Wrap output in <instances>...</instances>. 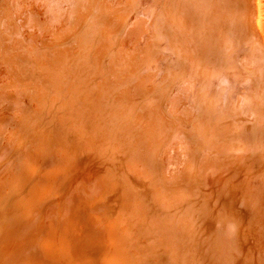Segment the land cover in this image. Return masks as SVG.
<instances>
[{
  "label": "bare ground",
  "instance_id": "bare-ground-1",
  "mask_svg": "<svg viewBox=\"0 0 264 264\" xmlns=\"http://www.w3.org/2000/svg\"><path fill=\"white\" fill-rule=\"evenodd\" d=\"M153 1L0 0V64L7 67L0 66V101L12 102V108L0 111V123L4 120L9 123L7 131L0 129V136H3L0 147L1 154L16 153L18 159L9 170L14 178L7 183H16L24 174L22 166L31 164L34 154L26 145L33 144L37 136L44 137L50 144H45L44 139L38 143L43 147L40 151L45 155L47 162L43 167L47 171L54 168L53 172L63 165L64 159L69 160L67 168L70 172L62 176L61 182L60 176L56 175V183L61 184L58 193L64 192L62 188L81 175L79 185L88 182L94 186L91 196L84 193V198L89 196L85 198L86 202L95 207L104 204L105 186L115 192L122 188L119 198L128 195L129 188L137 192L145 186H155L157 202L153 200V203L156 207L153 205L150 211L145 209L143 213L141 204L133 202L131 208L135 215L145 214L144 225L152 224L159 216L160 219H171V225L174 222L173 227L165 230L168 221L161 219L157 228L167 234L168 241L176 248L169 264H203L195 237L201 235L200 229L208 227V217L217 211L219 222L225 225L218 228V236L214 239L220 252L216 264H232L238 252L247 253L233 250L235 242L244 238L242 228L246 220L251 219L254 223L253 228L250 226L255 235L251 240L264 246V29L261 2L159 0L156 9ZM105 28L109 29L106 33L103 32ZM115 29L120 34L109 35ZM136 46L138 48L133 49ZM21 52H24V58L20 57ZM219 52L225 54L219 55ZM116 54L114 76L109 78L106 68L112 63L109 58ZM105 61L109 65L104 66ZM146 63L148 67H142ZM25 71L31 74H25ZM10 73L12 77H8ZM22 74L25 78H21ZM136 74L143 76V85L128 83ZM96 79L100 81L94 84ZM35 80L37 84H24ZM6 89L9 95L4 94ZM135 93L147 96L151 113L137 114L135 121L140 137L136 142L132 135L131 139L127 136L120 144L115 143L116 121L127 119V111L137 113L133 102ZM24 95H29L26 103ZM81 97L80 105L86 107V118L77 116L70 122L66 119L72 115L68 110L69 103ZM107 100L113 105L119 100L128 105L121 104L116 108L107 104ZM182 110L183 115L179 113ZM4 112L14 118L3 116ZM99 123H102L101 127ZM125 124L128 122H123V126ZM59 126L65 128L67 136H64L73 140L66 143L61 136L64 130ZM75 129L84 141L78 137V142H74V136L67 130ZM163 129L167 130L166 134ZM99 130L106 134L109 151L111 178L106 184L100 183V177L87 181L92 175L81 174L82 166L86 167L89 156L96 149V145L89 146L88 140L97 143L93 135ZM122 130L128 132L127 127H121L119 131ZM50 138L62 150V158L56 156L52 159L54 162H49L53 157L51 150L56 145ZM129 142L134 145L130 164L122 169L117 162H123L125 151L124 158H129ZM71 144H75L77 150L73 149L72 154L67 148ZM254 150L257 151L256 159L246 167V173L240 166L231 167L239 161L246 164L253 158L249 153ZM143 151L145 157L141 155ZM77 155L82 158L77 160ZM41 164H35L32 169L36 171ZM133 169L137 173L131 176ZM112 170L121 175L112 174ZM138 183L144 186L135 185ZM209 197L215 198L217 210L212 211L205 205L211 201ZM201 198L208 202L198 208ZM57 199L56 206L59 207L62 198ZM251 199L256 206L249 213L246 201ZM237 204L242 209L237 210ZM100 208L92 207L91 211L102 216ZM111 209L107 205L103 211L109 213ZM127 213L123 212L124 215ZM121 219L124 220V216ZM38 223L36 215L35 224ZM132 229L133 226L126 222L119 225L110 264H148L146 256L128 257L120 249L132 234L143 242L137 245L142 252L155 247L140 239V235H152V231L143 232L144 228L133 233ZM204 243L207 244L206 251H212L209 238ZM247 247L251 260L255 255L259 258L264 254V247L257 250L249 243Z\"/></svg>",
  "mask_w": 264,
  "mask_h": 264
},
{
  "label": "rangeland",
  "instance_id": "rangeland-1",
  "mask_svg": "<svg viewBox=\"0 0 264 264\" xmlns=\"http://www.w3.org/2000/svg\"><path fill=\"white\" fill-rule=\"evenodd\" d=\"M260 2H261V11H262L261 20L264 29V0H260ZM152 3L154 7H156V3L160 4L159 0H154ZM156 9H158V7H156ZM145 18L146 17L144 16V19ZM108 30H109L108 28H105L103 32L106 33ZM115 34H120V31L115 29L109 33V35H115ZM137 48L138 46L134 47L133 49H137ZM125 51L130 52V50H125ZM120 53H125V52L121 51ZM131 54L136 55L134 52ZM221 54H225V52H219V55ZM20 57L21 58L25 57L24 52H21ZM117 57L118 55L116 54L109 58L112 61L110 67L106 68L109 78L114 76L112 69L116 67L115 63L117 62ZM103 63L104 66L109 65L108 61H105ZM101 65H102V61H100L99 68L101 67ZM0 66H2L5 69L7 68L4 67V65L2 64H0ZM220 66L222 67V65ZM142 67L147 68L148 64L146 63L145 65H142ZM23 68H26V66L24 65ZM70 69H72V67H70ZM24 73L31 74V72H27V71H25ZM143 74H145L144 71ZM12 76L13 75L11 73L8 74V77H12ZM142 77L143 76L140 77L138 76V74H136L133 78H130L128 80V83L131 85L132 84L143 85V83L141 82ZM21 78H25V75L22 74ZM172 79H174V77ZM99 81H100L99 79H96V81H94V84L99 83ZM34 83L37 84V81L35 80L32 82L31 81L24 82V84H29V85L31 84L33 85ZM1 85H5V84L2 83ZM145 90H148V88L147 89L145 88ZM4 94L9 95L7 89L6 92H4ZM28 96L29 95H24L25 103L27 101L26 99ZM34 96L35 94L32 95V97ZM138 96L141 98L134 100ZM30 99L33 98H31L30 96ZM81 99L83 98L81 97L78 99V101L74 100L69 103L68 110L71 112L72 115H69L66 118L68 121L73 122L71 119H76L77 116L85 117L86 107L80 105L82 103V101L80 102ZM134 99L133 102L135 105V109H137V113H132L130 111H127V119L122 118L116 121L114 125L116 130L113 136V140L115 143L120 144L121 139H124V137L127 136H130L129 139H131V136L135 135V139H133L135 142L137 141L136 138L140 137L139 127L135 121L137 118V114L143 112H150V109L146 101L147 100L146 95L141 96L135 93ZM20 102L23 101L21 100ZM107 102H108L107 104L110 103L111 106H116V108H119L121 104L122 106L123 104L128 105V102H121L120 100L119 102L117 101L118 103L116 102L117 104L115 103L114 105L111 100H107ZM136 103H140V104L136 105ZM29 105H32V103H29ZM8 107L12 108V102H9L8 100L0 101V111ZM28 110L29 109H27V111ZM201 111H203V109H201ZM179 113L183 115L184 111L183 110L179 111ZM2 115L6 117L8 116L10 118H14L13 116L9 115L7 112H4ZM125 121L128 122V125L125 124L123 126V122ZM101 126L102 123H99V127ZM121 127H127L128 132L125 133V131L123 130L119 131ZM8 128H9V123L7 120H4L3 123L2 122L0 123L1 130L7 131ZM59 128L64 130V134H61V136L66 143L73 140V138L65 137L67 136V134H65V128L63 126H59ZM61 129H56V131L58 130L59 132H62ZM117 130L119 132H117ZM163 131L165 132V134L167 133L166 129H163ZM67 132L68 133L71 132L70 134L74 136V142H78L79 135L77 134L76 129L73 131L67 130ZM74 134H76V136ZM105 135L106 134H103V132L99 130L98 132H96V135H93L97 143L95 144L90 143L91 141L89 140H88L89 143L87 142L89 146L91 145L93 147V145H96L95 150L97 151L95 153L94 150L92 155L89 156L90 158L88 159L89 163L86 165V167L83 165L81 168L82 170H84L81 172V174L89 173L90 175H92V177L89 178L87 181H90L92 179L95 180V178L100 177V183L103 182L104 184H106L107 180L111 178V173H110L111 169L108 160L109 151L107 149V142ZM41 139H44L43 142L45 144H50L48 140H46V138L44 137L40 138L39 136H37V139L33 140V144L26 145V147L29 148L27 150L33 151L34 158L31 161V164H26L22 166V171L24 174L23 176H20L17 179L16 183L14 181L11 183H7V182L14 178L13 172L11 171L9 172V170L13 166L12 165L13 163L18 162V159L16 157L17 154L10 152L11 153L10 155L8 154L7 156L6 155L4 156V154H1L2 149L0 147V264H99L98 261L100 262V264H110L111 256L115 253L114 248H116V243H117L116 242L117 238L115 233L119 230V225H123L124 222L133 226L134 229L131 230V232L133 233H135L134 230L141 231L144 228L145 229L143 230V232H145V230H147V233L149 231H152L153 232L152 235L142 234L140 235L141 236L140 239L146 240V243L148 242L153 244V246H155L154 248L151 247L149 250H147L149 252H146V250L142 252L141 248L140 250L137 248V245H142L143 242H139V238L136 235L132 234L128 240H125V246H120V249L124 252L125 255H128V257L131 256L133 258L146 256L147 257L146 261L148 262V264H169L172 261L173 259L172 255L174 254L176 248L174 249V245H171L170 241H168L167 234L164 233L161 229H157V228L159 227L161 219L168 221L165 223L164 226L165 230H167V228L169 229L172 225H174V222L171 225V219H167V218L160 219L159 216L160 213H159L158 214L159 217L158 218L155 217L154 218L155 220L152 222V224L146 223L144 225L142 219L145 218L147 219L145 214L138 213L135 215V211L131 208L133 202L138 203V205L141 204V206L143 207V213L145 209L147 210V212L150 211V208L153 205L154 207H156V204L153 203V200L156 201L157 198L155 186L148 185L145 186V188L139 189L137 192L129 188L127 192L128 195L123 194L121 198H119V196H121V190H123L122 188H120V192L119 191L115 192L113 191L115 189H110L108 186H105L103 188V192L104 191L106 192V194L103 197L104 204L103 205L98 204L95 205V207L93 205L90 206L85 200V198H89V196H91L94 186L92 187L91 184H89L88 182L85 183L83 186L79 185V182L81 180V175L77 177L74 181H71V184L66 185L67 187L64 186L62 188V191L64 192L60 191V193H58L61 184L56 183L57 180L56 175L60 176V182H61L62 176H66V174L70 172L69 169L67 168L69 160L64 159L63 165L60 167H56L58 168L57 170L52 172V170L54 169L53 168L47 171L46 168L43 167L47 162L45 161L46 160L45 155L40 151V149L42 150L43 147H41V145L38 143V141H40ZM50 140L55 142L53 138H50ZM79 140L84 141L82 137H79ZM2 141H3V136H0V144ZM55 144H56L55 148L51 150V155L53 157L49 159V162H54L52 159H54V157L56 156L62 158V150L56 142ZM133 146L134 145L129 142L127 148L130 151L127 154L129 158L126 157L124 158V153L127 152L125 151L123 153V162L120 161L117 162L122 169L125 165L127 166L128 163L130 164L129 159L132 156L131 151ZM38 147L39 149H37ZM75 147H76L75 144H71L70 147H67L68 150L70 149V154L73 153V149H75ZM138 147L139 148L141 147L140 144L138 145ZM87 150H90V148H87ZM94 153L95 155H93ZM117 154L122 155L120 152H118ZM256 154H257L256 150L251 151L249 153V157H253V158H249L246 164H244V162L242 161H239L237 164L231 167L240 166V169L242 168L243 172L246 173L248 171L246 167H249L250 162L256 159L255 158ZM141 155L145 157L146 152L143 151ZM80 157L82 158V156L77 155L75 158L79 160L78 158ZM40 162H42L40 168L34 171L32 169V166H35V164L37 165V163ZM182 164L183 163H181L180 167L182 166ZM238 170L239 169H236V171ZM26 173H28L27 176H25ZM98 173L99 175L95 176V174ZM136 173H137L136 169L130 171L131 176L136 175ZM112 174L121 175L116 170H112ZM7 178L8 180H6ZM225 180L226 177H224V181ZM135 185H137L138 187L144 186V184L141 183ZM6 187L8 191L5 190ZM251 191H255V190H251ZM84 193L89 194V196L84 198ZM139 193L141 194V197ZM143 194L144 197H142ZM58 197L62 198V202L59 205V207L56 206V203L58 202L57 199ZM197 200L198 199H196L195 201ZM208 200L211 201L209 203H205V205H209V208H211L212 211L217 210V207L214 206L215 198L213 199L212 197H209ZM205 201L208 202L207 200L201 198L200 205L199 206L195 205V206H197L198 208H202L201 204L204 203ZM252 201H253L252 199L246 201L247 202L246 208L250 210L249 213L251 212V209L256 206V202L255 201L252 202ZM107 205L110 208H112L109 213H105L107 211H103V208H105ZM101 206L102 209L100 208ZM92 207L94 209L100 208L102 210V216L94 215L93 212L91 211ZM236 209L240 210L242 209V206L240 204H237ZM124 211L128 213L124 215L123 214ZM169 212L171 213L172 209H170ZM215 212L216 213H214L213 216H209L207 219L209 221L208 227L205 230L204 229L199 230V233L202 236L198 235L195 237V241L199 242L198 244H196V246H198L201 249L200 256H202L204 260L203 264H216L218 262L217 260L220 252L216 249V245H215L216 241L214 239H216L215 236H218V232H216L218 228L220 226L225 225V223L219 222L217 216L218 212L217 211ZM36 215L37 218H39L38 224H35ZM123 216H124V220L121 219ZM243 224L245 225V227L242 228V231L245 232L244 238L242 236L240 237V241L238 239L235 242V245H233V250H237V252L247 251V253L239 254L240 252H238L236 256L237 258H235V261L233 263L234 264H255V263L264 264L263 261L264 254H262L259 258L257 257V255H255L254 259L252 260L247 255L249 253V248L247 247L248 243L253 248L257 247V250H262L264 246L261 247V245L251 240L255 236L253 230H250V226L252 228L254 226L253 220L248 219ZM34 227L36 228L33 229ZM32 229L33 231L31 232ZM260 231H263V229H261ZM109 234L111 235V237L109 236ZM207 238H209V242L211 243V246L213 248L212 251H206L207 244L204 243V240ZM221 239L223 240L224 238L221 237ZM243 239L249 240V242L247 243ZM21 245L24 248H22ZM229 255H230L229 253L226 254L228 258ZM220 263H222V261Z\"/></svg>",
  "mask_w": 264,
  "mask_h": 264
}]
</instances>
